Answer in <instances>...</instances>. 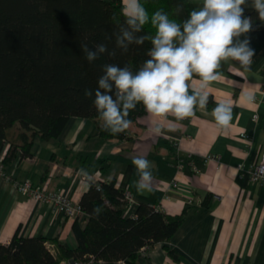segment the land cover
<instances>
[{"label":"crops","instance_id":"obj_1","mask_svg":"<svg viewBox=\"0 0 264 264\" xmlns=\"http://www.w3.org/2000/svg\"><path fill=\"white\" fill-rule=\"evenodd\" d=\"M186 1L190 11L203 6V0ZM251 3L242 5L244 12L253 10ZM245 38L248 33L239 39ZM250 45L255 50L250 67L222 61L220 78L203 89L207 109L197 106L194 115L182 121L171 115L154 117L145 110L132 121L125 138L104 140L95 122L72 117L57 137H36L30 157L21 158L18 150L3 164L6 142L0 152L6 176L0 175V244H8L17 231L24 237H44L53 248L58 242L75 248L73 224L83 228L87 219L83 212L68 218L54 204L17 191L14 182L27 178L38 185L49 179L48 192L63 189L78 204L89 180L114 181L133 198L125 215H133L141 202L170 216L182 215L167 242L176 257L157 242L139 251V264H264V186L251 183L247 172L264 154V42L250 40ZM188 83L189 95L192 88L201 89L199 77ZM217 103L232 107L227 127L211 115ZM157 125L162 135L151 131ZM207 155L214 159L206 161ZM135 156L152 162L151 191L136 190ZM179 159L184 160L181 171L176 168ZM172 181L177 182L176 191L169 190Z\"/></svg>","mask_w":264,"mask_h":264},{"label":"trees","instance_id":"obj_2","mask_svg":"<svg viewBox=\"0 0 264 264\" xmlns=\"http://www.w3.org/2000/svg\"><path fill=\"white\" fill-rule=\"evenodd\" d=\"M140 2L149 13V22L140 32H132L134 41L155 36L154 12L162 10L181 25L191 12L186 0ZM121 8L122 0H0V152L9 143L3 164L18 150L21 158L30 157L36 137H57L72 117L95 122L104 140L126 137V130L113 136L103 129L94 104L105 65L128 67L135 74L151 59V39L143 44L125 41L126 50L117 45L122 30L132 31ZM244 15L252 21L248 38L264 42V21L254 9ZM83 43L92 51L104 44L107 51L88 62ZM86 89L92 91L91 97H85ZM115 92L113 87L114 99ZM144 113L142 102L137 103L127 119L134 121ZM123 193L114 181L89 180L78 203L86 223L83 228L76 222L72 227L75 248L63 242L53 248L44 237H24L16 231L8 244H0V264H59L89 255L103 264H139V251L157 242L176 257L167 242L182 215L170 216L143 202L133 215H125Z\"/></svg>","mask_w":264,"mask_h":264},{"label":"clouds","instance_id":"obj_3","mask_svg":"<svg viewBox=\"0 0 264 264\" xmlns=\"http://www.w3.org/2000/svg\"><path fill=\"white\" fill-rule=\"evenodd\" d=\"M242 5H246V0H203V6L199 10L193 9L182 25L158 10L151 15L155 36H141L134 41L132 32L142 30L149 22V13L140 0H122L121 14L132 31L122 30L117 45L126 50L125 41L143 44L145 39H151L153 47L148 53L151 59L135 74L128 67L104 66L94 100L103 129L113 136L125 132L133 123L127 119L129 111L141 102L151 116L166 119L171 115L177 121L193 116L197 106L206 110L208 94L203 89L220 78L221 73L217 70L221 62L237 61L247 70L255 55L250 39H239L252 30L251 18L244 15ZM251 6L264 21V0H252ZM81 49L88 62L107 51L104 44L96 45L92 51L87 43H83ZM194 77H199L201 89L192 88L193 94L189 95L191 85L188 82ZM113 87L115 99L110 94ZM84 95L91 97L93 93L86 89ZM211 115L218 125L227 127L232 120V107L217 103ZM151 131L155 135L163 134L159 125ZM132 164L139 175L136 190L151 191L152 162L144 156H135ZM94 211L99 213L100 209Z\"/></svg>","mask_w":264,"mask_h":264},{"label":"built area","instance_id":"obj_4","mask_svg":"<svg viewBox=\"0 0 264 264\" xmlns=\"http://www.w3.org/2000/svg\"><path fill=\"white\" fill-rule=\"evenodd\" d=\"M237 63L239 64V62ZM179 140H180L179 138L175 139V141L177 142H179ZM210 159H214V157L211 155H207L205 157L206 161ZM183 165H184V160L179 159L176 163L177 171H181V169L183 168ZM190 165H191L193 172L198 171L196 165L192 161H190ZM247 172H248L249 180L251 183L264 186V154L261 155L259 162L255 164L254 166H252ZM0 175L6 177L1 167H0ZM83 178L86 179V177H83ZM48 183H49V179L45 180L41 184L34 185L29 179L26 178L22 181L14 182L13 186L20 193L29 195L39 202H46L49 204L50 203L54 204L55 207L62 210L68 218H73L81 212L79 204L72 202L63 189L57 190L54 192H48L47 191ZM170 187L171 189L169 188V190L176 191L177 182L172 181V183L170 184ZM186 197L188 199V202H191L192 197L191 196H186ZM123 200L124 202H126L127 207L133 202V198L128 191L124 190ZM144 250L145 248H142L141 252H143ZM59 264H103V262L99 260H95L94 257L89 255L79 260H62L60 261Z\"/></svg>","mask_w":264,"mask_h":264}]
</instances>
